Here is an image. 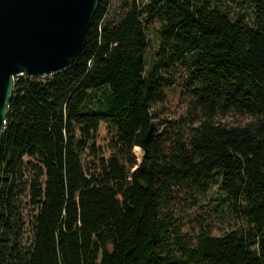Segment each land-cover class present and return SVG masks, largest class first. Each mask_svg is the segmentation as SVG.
<instances>
[{"label":"trees","instance_id":"trees-1","mask_svg":"<svg viewBox=\"0 0 264 264\" xmlns=\"http://www.w3.org/2000/svg\"><path fill=\"white\" fill-rule=\"evenodd\" d=\"M227 1L100 0L68 68L15 78L0 264H264V0Z\"/></svg>","mask_w":264,"mask_h":264},{"label":"water","instance_id":"water-1","mask_svg":"<svg viewBox=\"0 0 264 264\" xmlns=\"http://www.w3.org/2000/svg\"><path fill=\"white\" fill-rule=\"evenodd\" d=\"M100 0H0V148L15 78L68 68Z\"/></svg>","mask_w":264,"mask_h":264},{"label":"rangeland","instance_id":"rangeland-1","mask_svg":"<svg viewBox=\"0 0 264 264\" xmlns=\"http://www.w3.org/2000/svg\"><path fill=\"white\" fill-rule=\"evenodd\" d=\"M116 0H114V4H115ZM226 4L228 5L229 10H231L232 12L236 10L235 8V4L231 1H227ZM111 12V10L109 11ZM157 25L156 24H152L149 26L148 30H147V38L149 40V46L147 48L148 51H151L153 48H155L157 46ZM147 51V52H148ZM149 53V52H148ZM166 100L163 103L164 106V111L163 114L161 116V118H167V119H174L179 117L180 115H182L185 112V107H186V101L184 100V98H182L180 96V89H168L166 91ZM251 118L247 115H239V114H230L228 116H226L225 118L221 119V122H227L229 124H244L247 121H249ZM155 124V122H153V125ZM110 132H109V128L101 123L98 127L97 130V135H96V139H95V143L96 145L100 146L102 148V150L104 151V156L108 157L112 152L109 149V140H110ZM133 154L135 155L136 161L137 163L140 162L141 158H142V151L138 150V151H134L132 150ZM91 160L93 161L92 157H87L86 155H82V161L84 164V168L87 171L88 166H92V164L90 163ZM24 214L26 216V220L30 222L31 220V216L33 214V211L29 208H25ZM196 214H199L198 211H196ZM30 226V225H29ZM29 226L26 229V233H25V237H27V239H30V229ZM191 227H195V222L191 221L186 223L183 226V230L184 231H188L190 230ZM213 233L217 234L220 233V229L219 228H213ZM27 241V240H26Z\"/></svg>","mask_w":264,"mask_h":264},{"label":"bare ground","instance_id":"bare-ground-1","mask_svg":"<svg viewBox=\"0 0 264 264\" xmlns=\"http://www.w3.org/2000/svg\"><path fill=\"white\" fill-rule=\"evenodd\" d=\"M138 150H140L139 148H134V151H138Z\"/></svg>","mask_w":264,"mask_h":264}]
</instances>
